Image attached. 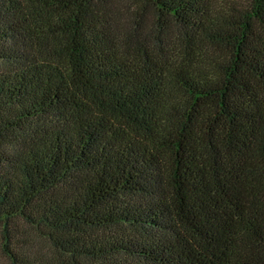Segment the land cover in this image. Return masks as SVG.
Here are the masks:
<instances>
[{
  "label": "trees",
  "instance_id": "trees-1",
  "mask_svg": "<svg viewBox=\"0 0 264 264\" xmlns=\"http://www.w3.org/2000/svg\"><path fill=\"white\" fill-rule=\"evenodd\" d=\"M5 264H264V0H0Z\"/></svg>",
  "mask_w": 264,
  "mask_h": 264
},
{
  "label": "rangeland",
  "instance_id": "rangeland-1",
  "mask_svg": "<svg viewBox=\"0 0 264 264\" xmlns=\"http://www.w3.org/2000/svg\"><path fill=\"white\" fill-rule=\"evenodd\" d=\"M5 257L0 253V264H5Z\"/></svg>",
  "mask_w": 264,
  "mask_h": 264
}]
</instances>
